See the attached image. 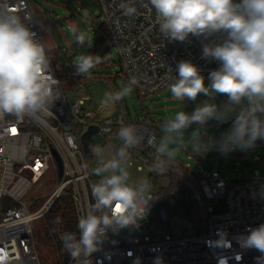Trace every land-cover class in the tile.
Instances as JSON below:
<instances>
[{"label": "built area", "instance_id": "2783aa9c", "mask_svg": "<svg viewBox=\"0 0 264 264\" xmlns=\"http://www.w3.org/2000/svg\"><path fill=\"white\" fill-rule=\"evenodd\" d=\"M98 3L121 71L135 81L141 96L173 83L181 60L196 64L205 81L210 71L219 67L218 62L202 58V45L209 42L202 37L190 35L184 42L163 39L149 0ZM121 4H133L136 14L125 15ZM5 5L26 18L44 44L57 81L58 100L46 110L22 118H0V255H6L3 264H41L33 221L46 216L62 196L71 198L78 219L90 210L95 203L92 188L101 179L95 174L98 157L94 149L99 146L105 157L111 156L119 148L116 139L120 146L123 144L118 137L120 128L129 125L143 137L138 146L129 150V163L142 171L151 184L148 211L138 227L109 231L91 264H133L136 257L141 258V264H153L157 256L162 258V264H219L221 257H227V264H257L261 253L241 248L235 238L264 224V167L262 173L256 171L228 181L214 167L209 171L193 170L176 157L169 160L159 156L155 147L161 137L157 121L150 116L133 117L123 99L116 103L114 114L99 117L91 107L89 88L98 82L107 83L113 91L118 87L94 71L90 78L70 72L67 76L72 84L65 90L60 82L64 68L48 49L32 0H0V7ZM90 125L98 129L92 133L90 150L86 151L83 135ZM149 137H155L154 144L148 143ZM161 161L165 168L162 173L157 168ZM48 172H52L56 185L41 206L32 210L33 201L25 197ZM176 227L182 228V235L175 233ZM221 230L231 241L228 249L208 243L218 239L217 232ZM236 255L242 258L237 261ZM62 263L80 261L69 258Z\"/></svg>", "mask_w": 264, "mask_h": 264}, {"label": "clouds", "instance_id": "9594fccd", "mask_svg": "<svg viewBox=\"0 0 264 264\" xmlns=\"http://www.w3.org/2000/svg\"><path fill=\"white\" fill-rule=\"evenodd\" d=\"M155 10L159 32L169 42L186 41L189 36L202 37L209 42L202 45V58L218 62L210 71L209 83L200 68L189 60L176 65L178 77L169 86L174 99L195 101L200 94L208 99L191 113L183 110L168 118L162 127L157 154L174 159L186 146L185 133L193 124L197 129L209 121L220 123L231 120V127L215 142L218 150L228 154L234 150H248L264 140V0H149ZM127 16L136 14L133 4H121ZM86 34L76 36L83 44ZM102 62L99 55H80L74 60L78 75L91 77L92 69ZM57 81L51 72V62L44 44L32 31L26 18L14 8L0 7V118L44 111L58 100ZM135 81L118 90L106 92L101 104H115L128 96ZM223 95L226 101L215 102ZM196 129V130H197ZM196 130L191 133L195 138ZM118 137L123 141L111 156L105 157L102 148L94 149L98 157L95 174L101 179L92 188L94 205L78 219L76 233L62 235L64 248L73 260L91 264L94 253L101 249L109 231L138 227L148 211L150 184L147 179L131 182L130 152L142 142V135L134 126H122ZM155 137L148 143L154 144ZM203 151L208 146L200 145ZM162 173L163 161L157 164ZM247 235L235 239L243 249H255L261 256L257 264H264V224L247 230ZM214 248L228 249L231 241L225 231H218ZM131 256L132 254L129 253ZM239 261L242 257L236 255ZM6 255H0V264ZM133 264H141L136 257ZM153 264H162L160 256ZM219 264H227L221 257Z\"/></svg>", "mask_w": 264, "mask_h": 264}, {"label": "rangeland", "instance_id": "374dc122", "mask_svg": "<svg viewBox=\"0 0 264 264\" xmlns=\"http://www.w3.org/2000/svg\"><path fill=\"white\" fill-rule=\"evenodd\" d=\"M32 6L49 51L56 56V62L64 68L63 75H60V82L65 90H68L72 84L67 75L70 72H76L73 62L80 55H99L102 62L91 71L109 78L118 89L130 82L121 71L117 50L111 44L104 29L106 24L101 15L98 0H32ZM80 33L86 34L87 37L83 44H78L76 40V36ZM208 83V80L205 81L206 85ZM169 86L158 92L141 96L133 85L132 92L123 98L133 117L150 116L158 122L160 136L163 124L168 118L181 110L191 113L197 105L208 99L200 94L195 101L176 100L172 97ZM109 91H113L110 85L98 82L94 83L87 92L91 96V107L102 118H108L116 112V103L108 106L101 104L105 93ZM224 101L226 97L223 95L217 96L215 100L217 104ZM231 123V120L224 123L211 120L199 129L193 124L185 133L186 146L175 157L184 163H189L193 170L204 168L209 171L214 167L228 181L239 180L256 171L262 173L264 140H257L256 146L248 150L237 149L228 154H223L218 150L215 142L222 138V135L231 127ZM194 130H196L195 138L191 136ZM116 143L120 147L121 142L118 139ZM200 145L208 146V149L203 151ZM191 155L192 157H189ZM129 171L131 182L147 179L135 165H130ZM52 175V172H48L27 193L25 199L28 202L33 201L32 210L41 206L48 193L56 185V181L51 179ZM48 226L47 215L33 221L36 249L41 264H63V252L58 251L51 231L48 233ZM175 233L182 235V228L176 227Z\"/></svg>", "mask_w": 264, "mask_h": 264}, {"label": "trees", "instance_id": "16d2710c", "mask_svg": "<svg viewBox=\"0 0 264 264\" xmlns=\"http://www.w3.org/2000/svg\"><path fill=\"white\" fill-rule=\"evenodd\" d=\"M104 29L109 37L106 25ZM46 215L49 220L48 233L51 231L58 251L63 252V258L67 260L70 256L63 246L62 235L66 232H72L76 233L77 238L79 237V230L77 228L78 218L71 198L67 195L62 196L53 204Z\"/></svg>", "mask_w": 264, "mask_h": 264}, {"label": "water", "instance_id": "95a60500", "mask_svg": "<svg viewBox=\"0 0 264 264\" xmlns=\"http://www.w3.org/2000/svg\"><path fill=\"white\" fill-rule=\"evenodd\" d=\"M98 129V126L96 125H90L89 129L84 133L83 135V142H84V146H85V150L89 151L90 150V142H91V136L92 133ZM59 158V157H58ZM60 160V158H59ZM61 165V169H62V164Z\"/></svg>", "mask_w": 264, "mask_h": 264}, {"label": "snow or ice", "instance_id": "6c2138e0", "mask_svg": "<svg viewBox=\"0 0 264 264\" xmlns=\"http://www.w3.org/2000/svg\"><path fill=\"white\" fill-rule=\"evenodd\" d=\"M13 131H15V130H13Z\"/></svg>", "mask_w": 264, "mask_h": 264}]
</instances>
